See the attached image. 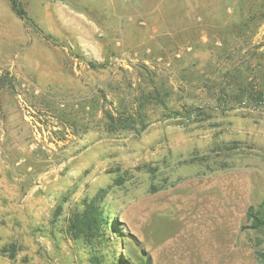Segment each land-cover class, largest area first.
<instances>
[{"label": "rangeland", "instance_id": "obj_1", "mask_svg": "<svg viewBox=\"0 0 264 264\" xmlns=\"http://www.w3.org/2000/svg\"><path fill=\"white\" fill-rule=\"evenodd\" d=\"M19 1L27 21L0 0V264L130 262L75 238L87 205L152 264H264L243 228L264 200V0Z\"/></svg>", "mask_w": 264, "mask_h": 264}, {"label": "trees", "instance_id": "obj_2", "mask_svg": "<svg viewBox=\"0 0 264 264\" xmlns=\"http://www.w3.org/2000/svg\"><path fill=\"white\" fill-rule=\"evenodd\" d=\"M12 11L22 20L27 21L26 12L22 7L19 0H9ZM264 93L257 92V99L264 104ZM264 107V105H263ZM193 111H188L187 117ZM245 225L243 228H250L260 230L264 228V200L257 205H249L245 213ZM107 222V221H106ZM103 221V213L101 208L88 206L84 211L75 216L71 221L70 231L75 238H82L88 244H101L102 241L107 244H111V251L115 248L118 243L127 244L128 259L121 255H115L113 264H152L151 257L147 251L138 245L139 241L137 238L129 233L124 232L123 228L119 226V223L113 221ZM110 234L111 237L109 236ZM136 249V251L133 250ZM260 254V253H259ZM261 256H264L261 254Z\"/></svg>", "mask_w": 264, "mask_h": 264}]
</instances>
